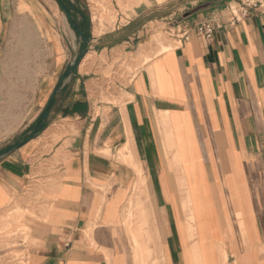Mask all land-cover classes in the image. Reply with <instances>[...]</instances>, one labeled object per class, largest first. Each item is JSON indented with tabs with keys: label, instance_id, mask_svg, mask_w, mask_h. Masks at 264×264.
I'll return each mask as SVG.
<instances>
[{
	"label": "crops",
	"instance_id": "1",
	"mask_svg": "<svg viewBox=\"0 0 264 264\" xmlns=\"http://www.w3.org/2000/svg\"><path fill=\"white\" fill-rule=\"evenodd\" d=\"M132 1L126 30L181 2L190 39L96 106L70 72L88 42L43 0H0V212L46 195L24 264H264V10L206 42L239 0Z\"/></svg>",
	"mask_w": 264,
	"mask_h": 264
},
{
	"label": "rangeland",
	"instance_id": "2",
	"mask_svg": "<svg viewBox=\"0 0 264 264\" xmlns=\"http://www.w3.org/2000/svg\"><path fill=\"white\" fill-rule=\"evenodd\" d=\"M43 1L64 36L68 37L71 25L62 7L59 5L58 10L55 3ZM71 1L72 7L69 8H77L84 15V26L78 27L83 28L88 42V45L81 49L76 70L80 69L81 74L85 76L96 106L117 104L121 90L129 84L136 72L151 59L164 53V46L175 48L176 40L180 41L187 29L183 21L188 16V11L185 9L186 4L181 2L176 5L157 6L154 12L140 15L139 24L128 31L125 27L133 19L130 14L140 3L132 0ZM158 1L163 3V0ZM74 22L77 23L75 18ZM144 25L147 26L145 30L142 29ZM74 31V34L71 32L72 37L80 42L82 39L78 32ZM123 40L129 43H122ZM96 43L98 44L95 45ZM79 48L78 46L77 50ZM86 50L89 53H85ZM89 54L92 55L91 60L81 68ZM84 90L81 84V96ZM41 122L42 119L39 118L37 125ZM27 195L30 198L27 205L26 201L21 203L17 200L9 209L0 212V264H24L26 254L23 250L30 242L32 227L43 221L44 212L41 206L46 195L42 190L36 191L35 187L31 188Z\"/></svg>",
	"mask_w": 264,
	"mask_h": 264
},
{
	"label": "built area",
	"instance_id": "3",
	"mask_svg": "<svg viewBox=\"0 0 264 264\" xmlns=\"http://www.w3.org/2000/svg\"><path fill=\"white\" fill-rule=\"evenodd\" d=\"M264 10V0H239L237 3L229 6L226 13V23L222 19L204 20L195 27L196 34L206 42H211L216 33L221 29L234 27L245 21L252 11ZM190 29L187 28L180 38L182 40L190 39Z\"/></svg>",
	"mask_w": 264,
	"mask_h": 264
},
{
	"label": "flooded vegetation",
	"instance_id": "4",
	"mask_svg": "<svg viewBox=\"0 0 264 264\" xmlns=\"http://www.w3.org/2000/svg\"><path fill=\"white\" fill-rule=\"evenodd\" d=\"M66 1L65 0H59L58 3L62 7L64 12L68 11V13L71 15L73 23L76 26V30H82L83 31V28L81 29L78 27L79 25H80V27L84 26L83 23H84L85 18H84L83 13L81 11H79V9H77V8H74L73 10H71L70 8L72 7V5H71L72 1L71 0H66ZM66 15H67V13H66ZM74 18L76 19L77 23L74 22Z\"/></svg>",
	"mask_w": 264,
	"mask_h": 264
},
{
	"label": "water",
	"instance_id": "5",
	"mask_svg": "<svg viewBox=\"0 0 264 264\" xmlns=\"http://www.w3.org/2000/svg\"><path fill=\"white\" fill-rule=\"evenodd\" d=\"M57 2H59V0H57ZM65 12L67 13V17H68V19H69V22H70V24H71L73 30H76V26H75V24L73 23V20H72L71 15L68 13V11H65ZM76 31L78 32V34H79L80 38L82 39L83 43H84V44H87V41H86V38H85V35H84L83 31H82V30H76ZM77 65H78V61H76V62L70 67V72H71V73L76 69ZM48 119H49V112L47 111V112L44 114V116H43L42 122L40 123V128H42V127H44V126L46 125ZM15 149H16V146H12V147H10V148L8 149V152H11V151H13V150H15Z\"/></svg>",
	"mask_w": 264,
	"mask_h": 264
},
{
	"label": "bare ground",
	"instance_id": "6",
	"mask_svg": "<svg viewBox=\"0 0 264 264\" xmlns=\"http://www.w3.org/2000/svg\"><path fill=\"white\" fill-rule=\"evenodd\" d=\"M169 50H170V47H167V46L165 47V46H164L162 52H166V51H169ZM91 58H92V55H91V54H89L88 56H86L85 60L83 61L82 65H81V68H83L84 64H85L86 62H88L89 60H91ZM86 64H87V63H86ZM122 156H124V155H122ZM130 160H131V159H130Z\"/></svg>",
	"mask_w": 264,
	"mask_h": 264
},
{
	"label": "trees",
	"instance_id": "7",
	"mask_svg": "<svg viewBox=\"0 0 264 264\" xmlns=\"http://www.w3.org/2000/svg\"><path fill=\"white\" fill-rule=\"evenodd\" d=\"M85 38H87V36L85 35Z\"/></svg>",
	"mask_w": 264,
	"mask_h": 264
}]
</instances>
